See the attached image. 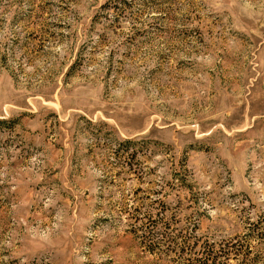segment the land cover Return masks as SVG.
<instances>
[{
	"label": "rangeland",
	"instance_id": "obj_1",
	"mask_svg": "<svg viewBox=\"0 0 264 264\" xmlns=\"http://www.w3.org/2000/svg\"><path fill=\"white\" fill-rule=\"evenodd\" d=\"M207 253L264 264V0H0V264Z\"/></svg>",
	"mask_w": 264,
	"mask_h": 264
},
{
	"label": "trees",
	"instance_id": "obj_2",
	"mask_svg": "<svg viewBox=\"0 0 264 264\" xmlns=\"http://www.w3.org/2000/svg\"><path fill=\"white\" fill-rule=\"evenodd\" d=\"M205 262L203 264H208L207 262L210 261L211 264H215V260H214V257H212L210 255V253H207L206 256H205Z\"/></svg>",
	"mask_w": 264,
	"mask_h": 264
}]
</instances>
